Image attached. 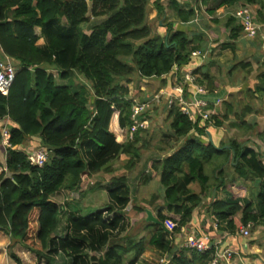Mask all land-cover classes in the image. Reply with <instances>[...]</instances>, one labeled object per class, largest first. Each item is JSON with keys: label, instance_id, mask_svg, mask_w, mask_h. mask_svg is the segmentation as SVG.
Wrapping results in <instances>:
<instances>
[{"label": "trees", "instance_id": "obj_1", "mask_svg": "<svg viewBox=\"0 0 264 264\" xmlns=\"http://www.w3.org/2000/svg\"><path fill=\"white\" fill-rule=\"evenodd\" d=\"M149 1L0 0V60L8 57L16 67L8 95H0V121L8 119L10 143L4 149L0 172V231L9 237L7 251L15 264H22L12 251L17 244L32 252L39 263L54 264L60 256L70 264H137L134 259L125 261L124 255L131 250L140 255L143 245L125 246L115 240L122 233L126 236L128 230L124 213L131 188L127 177L118 176L120 171L111 166L118 157L126 156L125 168L131 169L140 160L143 147L139 144L143 131L131 140L121 131L131 124L129 84L133 79L150 78L170 82L175 69L180 79L179 69L190 62L192 51H203L205 41L204 34L195 33L193 28L176 29L173 22L163 24L164 34H153L146 22ZM192 1L168 0L169 11L182 26H189L197 16L190 6ZM199 2L207 6L212 0ZM154 4L164 17L161 0ZM237 4L254 7V21H264V0H218L205 13L212 15L220 6ZM91 17L105 19L85 33L82 24ZM225 20L223 26L230 40H236L243 32L242 21L231 15ZM213 21L220 23L218 19ZM40 39L42 44L38 43ZM228 46L234 49L231 42L221 45ZM195 73L197 82L205 83L212 92L214 78L206 65H200ZM78 77L83 82L74 84L73 79ZM224 107L205 125L190 120L176 105L168 110L169 130L174 139L183 142L173 154L150 160L153 171L143 176V183L159 174L164 204L157 209L156 218L163 224L171 221L172 234L189 222L204 192L210 186L218 187V183L209 184L206 174L207 166L216 158L224 157L217 168V182L231 153L235 182L264 178L262 161L244 142L232 140L229 149H218L205 139L208 126L221 127L234 113L231 103H224ZM248 112L250 108L235 114L229 126L251 130L252 125L244 121ZM28 138H38L49 153L42 167L31 165L25 152L17 149ZM101 171L113 174L104 187L108 204L103 210L83 215L78 203L71 205L84 195L87 180ZM191 182L200 185V193L189 188ZM236 188L240 189L231 192L229 198L215 200L210 208L218 227L231 234L249 223L257 226L264 219V182L255 200L245 198L244 187ZM59 198L64 200L59 202ZM136 211L139 217L144 215L143 208ZM62 220L60 235L57 230ZM147 226L161 232L157 247L170 251L162 240L165 233L161 224ZM192 251L191 261L183 250L174 251L173 261L207 264L214 253Z\"/></svg>", "mask_w": 264, "mask_h": 264}, {"label": "crops", "instance_id": "obj_2", "mask_svg": "<svg viewBox=\"0 0 264 264\" xmlns=\"http://www.w3.org/2000/svg\"><path fill=\"white\" fill-rule=\"evenodd\" d=\"M219 10L221 11V9ZM227 10H229V8L226 9V11ZM253 11H255V9H253ZM207 15L208 14L206 13V16ZM194 20L195 22L193 21L191 25L199 26L196 23V17L194 18ZM174 28L185 31L192 30V28H179L177 26V23L174 25ZM193 30L195 31V33H206L205 28H193ZM212 30L215 32H217L216 30H219V33H222L223 36H225L226 41L221 42L218 39L219 34L217 32V34H215L216 39H214V47L208 48V51L206 52L205 46H207L208 44L206 41H204L203 51L201 50L203 52V58L201 59L199 57H192L186 67L180 68L179 71L181 72L185 69H188L189 67H193L198 64L206 65L208 73L213 78L216 77V80L214 79L215 88L208 95L210 108L213 110V112H215V114H218V112H222V104L226 102L231 103L230 99H235L236 102H238L237 99H246L248 96H251L250 91H253V98L250 101L255 102V108H252L250 110V113L248 112L249 115L244 119V121L246 122V124L252 126L253 124L255 126L256 123V126L259 127V132L256 134V137H253L251 139L252 143H245V145L248 149L254 152L255 157H259V159L262 161V164L264 165V31H259L254 37H246L242 32L236 40L231 41L229 38L228 30H225L224 28H217L216 30ZM84 32L87 33L86 31ZM157 33L164 34L165 28H160ZM39 41L40 44L43 43V40L40 39ZM228 42H231V44H233L234 49L229 46L227 48L221 47V45L227 44ZM218 44L219 46H217ZM215 46L217 47L215 48ZM201 61L203 62L201 63ZM52 72L56 74V71ZM173 76L174 73L170 79V82L169 80H166L165 84L161 83V80L158 79L161 83H159V87H161L159 89H169V87L173 83ZM141 89L143 90L144 87L142 86ZM191 89L192 88H190V90ZM238 113H240V111L236 110L234 107V113L228 116L229 123L235 119V114ZM1 122H3V120L0 121V123ZM229 123L228 126L223 128L208 126L206 134L207 132L210 134L212 142L209 141L208 135L207 137H205V139L218 149H229V143L222 142L224 140H227V138L231 136L233 127H230ZM205 139L203 138V141H205ZM178 141H181L179 143L181 144L183 140L180 139ZM38 145H40L38 138H28L23 144L18 146L17 149L27 151ZM5 148L6 147L2 144L1 140L0 156H2V151H4ZM176 149L177 147L174 148L172 154ZM232 156L233 155L231 153V155L228 157L227 162L222 166V179L218 180V182L216 180V178L218 177L217 168L219 164L224 162V157L216 158L212 162L214 164L207 166L206 174L209 176V184L216 185L218 183L219 185L218 187L210 186L204 192L201 197L202 199L200 203L194 208L189 222L180 229V232L172 234V231L167 228L166 230H163L165 234L162 236V240L165 245L171 248V252L161 250L157 247V241L158 239H160L159 236L161 232L157 227L147 226V222L145 221L146 223L143 225L142 232H139L138 234H131V236L126 235L124 237L121 236L123 233L120 235L119 239L122 240L121 244L125 246H129L132 244H142L144 248L138 256L134 255L133 250H131L130 254H125V261L134 259L137 264H177L173 261L174 251L180 250H183L185 257L189 261H191L193 257V251L185 248L183 246V242L188 235L192 234L212 244L215 243L216 245H214L213 250L215 252L217 251L218 253H221L227 250L232 252L231 256L227 260L223 258L219 259L218 264H264V219L259 225L256 226L254 231L250 229L249 235L246 237L242 235L241 231L231 234L228 231L219 228L217 220L212 217L210 212L211 205L215 200L229 198L231 192L235 193L240 189L236 188V186L244 187L247 192L245 198L255 200L259 192V186L260 184H262V182H264V178H262L261 180L254 179L253 181L248 178L246 180H237V182H235L237 174L235 173V165L232 162ZM138 162H140V160ZM111 166L113 167L112 163ZM139 166V171H142L143 169H145V167H150V161H148L147 164H139ZM3 168L4 154L2 158L0 157V172ZM147 171L148 170H145V172ZM155 176L149 179L150 181L148 182L152 184L157 183L158 195L160 193V197L159 199L157 198L158 200H153V204H150L148 208L156 217L157 209L159 207H163L164 202L161 197L163 193V191H161L162 187L160 185L158 177ZM127 182L130 186V180L128 181L127 179ZM143 186H145V184L142 185V187ZM189 188L196 193H200L201 191V187L197 182H191L189 184ZM138 190L139 189L137 186L134 188V191L131 190V199H135L137 197ZM129 205L127 209L130 208ZM94 207L95 206L90 208ZM146 210L148 209H145L144 212ZM2 234L5 236L6 242L9 243V237L5 233L0 231V235ZM3 242H5V240L1 241L0 243ZM56 258H60L62 260L64 259L60 256H57ZM13 263L15 264V262L12 260L8 262V264Z\"/></svg>", "mask_w": 264, "mask_h": 264}, {"label": "rangeland", "instance_id": "obj_3", "mask_svg": "<svg viewBox=\"0 0 264 264\" xmlns=\"http://www.w3.org/2000/svg\"><path fill=\"white\" fill-rule=\"evenodd\" d=\"M154 1L155 0H150L147 5V9H146V22L150 25L153 34L157 33L158 30H160V28H163V26H161L163 25V23L166 24L167 22H173L174 25L177 23V26L179 28H205L206 33L204 34V40L208 44L207 46H205L206 52L208 51V48L214 47L213 44L215 43L214 39H216L215 34H217V32L219 34L218 39L221 42L226 41L225 36H223L222 33H219V30H216V29L224 28L223 23L226 21L225 19L229 15L228 13L229 10L226 11L228 7L220 6L216 8L215 12L212 15H209V17L208 15L206 16V13H205L206 8L208 6L209 7L213 5L216 6L218 0H212V2L209 3V5L207 6L201 5L199 0H196V1L193 0L190 3V6L194 7L197 11L198 15L196 16V23L199 26L189 24L188 27L180 25L177 22V19L172 16L168 8V0H161V6L164 8V18L163 17L161 18V15L157 13V9L154 4ZM180 1H185V0H180ZM242 5L249 8L253 12V15L255 16V13H254L255 11H253L254 7L250 5L237 4L236 7H239ZM219 9H221V11ZM104 19L105 17H98V18L91 17L88 22H85L82 24V28L84 31L89 33L94 25L98 24ZM214 19L220 20V23H215L213 21ZM212 29H215L217 32L213 31ZM38 43H40V41ZM217 46H219V44ZM217 46H215V48ZM214 79L216 80V77ZM73 81H74V84H79L83 82L81 77H78L77 79L75 78L73 79ZM159 83H160V80H158V78H150L148 80L133 79L132 83L129 84L130 95L134 97H138L141 100L149 99L150 96L155 95L160 90L159 88L161 87H159ZM142 86L144 87L143 90L141 89ZM250 93H251V96H248L246 99H237L238 102H236L235 99L233 100L230 99L231 104L233 103L232 105L235 107L236 110L241 112L242 110H245L246 108H250V110L252 108H255V105H254L255 102L250 101L253 98V91H250ZM224 110H225V107H224V104H222L221 111L223 112ZM222 112H218V114L220 115ZM249 113H246L244 119L247 118ZM167 114H168V109L166 108L164 103L151 104L150 110L148 112L150 126L147 130L143 131L140 134L139 144H142L143 147L140 150V162L136 164L137 167L136 165H134V167H132L131 169L129 170L126 169L125 165L128 162V157L126 156L118 157L112 163L113 168L118 169L120 171L118 172V176H120V174H123L127 177L128 181L130 180V188L132 191H134V188L136 186L139 189L137 192V197L135 199L130 198V205H129L130 208L125 210V216H127L126 218L129 221L128 230L126 232V235L128 236H131V234H138L139 232H142L143 225L146 222L147 224L152 223L146 220V214H145L146 212H144V215L142 217H139L136 211V208H143L144 210L145 209L149 210L148 206L150 204H153L151 199L158 195L157 183L156 184L149 183L148 181L150 180H147L145 183H143V176L145 177V176L151 175L153 171L152 167L151 166L148 168L145 167V169H143L142 171H139V168H140L139 164L141 165L144 163L147 164L148 161H150V157H151V160H157V159L162 160L163 158L172 154L174 148L178 147L179 143L181 142L173 138L171 131L169 130L170 129L169 128L170 119H168ZM228 123L229 121L226 120L223 123V125L219 128L228 126ZM258 128L259 127L256 126V123H255V126L253 124L251 130L245 129V128L244 129L243 128L242 129L232 128L233 130L231 131V136L228 137L227 140H224L222 142L229 143L232 140H236L237 142H244L246 144L250 142L252 143L251 139L253 137H256V134L259 132ZM3 154H5L4 151H2V156H0L1 158L3 157ZM145 170H148V171L145 172ZM112 176L113 174H108L103 171L92 175L87 180V185H86L87 188L84 191L85 194L79 197L77 201H74L71 206L78 203L79 208H80L78 210L83 215H86L89 212H94L97 210L105 209V206L108 204V197H107L106 191L104 190V187L108 185ZM155 177H158L159 179V174L156 175ZM144 184L145 186L142 187V185ZM161 191H163V188H161ZM56 200H58L59 202H62L64 198L63 199L59 198ZM93 206L95 207L90 208ZM63 221L64 220L60 222L59 228L57 230V233H59L60 235H63V226H64ZM250 224H251L250 229L254 231L256 226H253L252 223ZM123 234L121 236H123ZM3 240H5V242L0 243V264H8V262L12 260L9 257L8 251H7V246L9 243L6 242L5 236L2 234L0 235V242ZM115 240L117 242L122 241V240H119L118 237L115 238ZM12 251L16 253L22 259L23 264H45L43 262L42 263L37 262L35 259V255L32 252L28 251V249L22 245H19V244L15 245L12 248ZM54 264H69V261L66 260L65 258L63 260L60 258H56L54 261Z\"/></svg>", "mask_w": 264, "mask_h": 264}, {"label": "built area", "instance_id": "obj_4", "mask_svg": "<svg viewBox=\"0 0 264 264\" xmlns=\"http://www.w3.org/2000/svg\"><path fill=\"white\" fill-rule=\"evenodd\" d=\"M232 9V10H231ZM229 15L235 17L237 20L243 23V34L246 37H254L259 31H264V21L256 22L254 21L253 12L245 7H230L228 11ZM191 57L203 58V52L201 50H194L191 52ZM203 61H201L202 63ZM200 64L193 67H189L180 72V79L176 74V69L174 72L173 83L169 89L159 90L155 95L150 96L149 99L141 100L138 97L129 95L132 100L131 106V124L125 129L121 130L124 137L131 140L133 139L135 133L138 131H145L150 126V120L148 118V112L150 110L151 104L164 103L166 108L172 105H176L179 111L187 116L193 122L197 120L200 121L202 125H205L207 121L215 114L210 108V101L207 99L209 91L205 84H199L197 82L196 69ZM16 73V67L8 57L0 60V95L7 96L9 93L10 86L14 80ZM185 85H187V90H185ZM190 88H192L190 90ZM9 122L7 118H3V122L0 125V135L2 144L5 147H9ZM26 158L31 165L42 167L48 160V151L45 147L38 145L32 149L24 151ZM165 228L172 230L174 224L171 221L164 222ZM251 224H247L241 228V233L244 236L249 235ZM215 243L212 244L195 235H188L183 242V246L189 250H195L199 253H203L208 250H214ZM213 257L208 261L207 264H218L219 259H228L231 256V251L227 250L225 252L218 253L213 251Z\"/></svg>", "mask_w": 264, "mask_h": 264}, {"label": "water", "instance_id": "obj_5", "mask_svg": "<svg viewBox=\"0 0 264 264\" xmlns=\"http://www.w3.org/2000/svg\"><path fill=\"white\" fill-rule=\"evenodd\" d=\"M207 99H208V97H207ZM207 135H208L209 141L212 142V139H211L210 134L208 132H207ZM145 212H146V220L147 221L152 222L154 224H161L162 228L164 230H166L164 224L160 223V221L152 214V212L150 210H146Z\"/></svg>", "mask_w": 264, "mask_h": 264}]
</instances>
